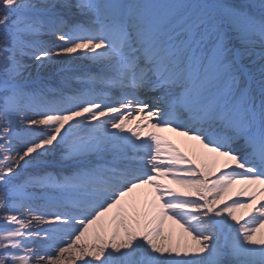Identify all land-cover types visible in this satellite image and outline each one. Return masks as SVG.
<instances>
[{"label": "snow or ice", "instance_id": "6c2138e0", "mask_svg": "<svg viewBox=\"0 0 264 264\" xmlns=\"http://www.w3.org/2000/svg\"><path fill=\"white\" fill-rule=\"evenodd\" d=\"M0 264H264V0H0Z\"/></svg>", "mask_w": 264, "mask_h": 264}, {"label": "bare ground", "instance_id": "6f19581e", "mask_svg": "<svg viewBox=\"0 0 264 264\" xmlns=\"http://www.w3.org/2000/svg\"><path fill=\"white\" fill-rule=\"evenodd\" d=\"M177 139H178V140H177L176 143L179 144V143H180V138L177 137ZM181 147H183V145H181Z\"/></svg>", "mask_w": 264, "mask_h": 264}]
</instances>
